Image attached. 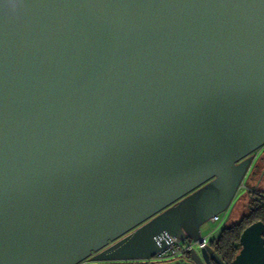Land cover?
<instances>
[{"label": "water", "instance_id": "obj_1", "mask_svg": "<svg viewBox=\"0 0 264 264\" xmlns=\"http://www.w3.org/2000/svg\"><path fill=\"white\" fill-rule=\"evenodd\" d=\"M262 147L264 0H0V264L196 240ZM263 233L189 254L264 264Z\"/></svg>", "mask_w": 264, "mask_h": 264}, {"label": "trees", "instance_id": "obj_2", "mask_svg": "<svg viewBox=\"0 0 264 264\" xmlns=\"http://www.w3.org/2000/svg\"><path fill=\"white\" fill-rule=\"evenodd\" d=\"M256 192L260 194L261 202L256 199ZM245 196L247 202L244 203V212L231 223L222 226L218 233L209 240L210 246L225 263H230L238 252L240 248L239 235L242 229L256 220H261L264 223V191L254 186ZM137 262L140 264H154L149 260H138Z\"/></svg>", "mask_w": 264, "mask_h": 264}, {"label": "rangeland", "instance_id": "obj_3", "mask_svg": "<svg viewBox=\"0 0 264 264\" xmlns=\"http://www.w3.org/2000/svg\"><path fill=\"white\" fill-rule=\"evenodd\" d=\"M244 183H245V186L237 191L231 205L228 207L226 212L224 214L221 213V216L223 217L219 223L211 222L208 220L201 225L200 227L201 234L209 236V240L213 236H215L216 233H218V231L220 230L222 226H224L225 224L231 223L233 220L237 219L244 212V209H245L244 203L247 202L245 195H247L248 192L254 187L253 179L246 177ZM263 183H264V176L261 181L262 186H263ZM180 260H184V259L182 257H179V258H172V259L163 260V261H158V260H150V261L153 263L177 261L176 264H178ZM137 261L138 260H122V261H109V262H93L91 264H140ZM181 263L185 264V260L181 261Z\"/></svg>", "mask_w": 264, "mask_h": 264}, {"label": "built area", "instance_id": "obj_4", "mask_svg": "<svg viewBox=\"0 0 264 264\" xmlns=\"http://www.w3.org/2000/svg\"><path fill=\"white\" fill-rule=\"evenodd\" d=\"M257 154V152H256ZM244 187L243 181L241 182L239 189ZM226 211H223L221 213H225ZM221 213L213 215L209 221L211 222H217L219 223L222 220ZM211 234V233H210ZM209 244V236L207 235H200V237L196 240L193 239H186V240H181L180 238L176 236H169L168 240L166 241V244L164 247H162L160 250H158L154 257L149 259L150 260H158V261H163V260H168L172 258H179L182 257L183 259H188L190 261L191 257L189 254V251L191 248L193 249H200L204 247L205 245Z\"/></svg>", "mask_w": 264, "mask_h": 264}, {"label": "flooded vegetation", "instance_id": "obj_5", "mask_svg": "<svg viewBox=\"0 0 264 264\" xmlns=\"http://www.w3.org/2000/svg\"><path fill=\"white\" fill-rule=\"evenodd\" d=\"M255 162V166L253 167L252 170H248L247 174L245 175L244 179H243V183L245 182V178L248 177L250 179H255L257 180L260 176V173L264 167V147H262L256 154V158L254 160ZM264 176V173L263 175L261 176V178ZM256 177V178H255ZM260 178V179H261ZM244 186H245V183H244ZM258 186V185H257ZM259 187V186H258ZM260 189V188H259ZM262 190V189H260ZM255 192V191H254ZM255 197L256 199L258 200V202L261 200L260 199V194L259 193H255ZM261 202V201H260ZM93 262H90L89 260H86L84 263H81V264H91Z\"/></svg>", "mask_w": 264, "mask_h": 264}, {"label": "crops", "instance_id": "obj_6", "mask_svg": "<svg viewBox=\"0 0 264 264\" xmlns=\"http://www.w3.org/2000/svg\"><path fill=\"white\" fill-rule=\"evenodd\" d=\"M256 178V177H255ZM263 178V177H262ZM262 178L260 179V178H258L257 180H255V179H253V183H254V186L255 187H258V188H260V189H262L263 191H264V183H263V186H262V184H261V181H262ZM258 185V186H257ZM254 188V187H253ZM252 188V189H253ZM251 189V190H252ZM250 190V191H251ZM185 260V264H193V262L192 261H190V260H188V259H184ZM184 260H180L179 262H178V264H182L181 263V261H184ZM189 262V263H188ZM177 263V261H171V262H157V263H154V264H176Z\"/></svg>", "mask_w": 264, "mask_h": 264}]
</instances>
